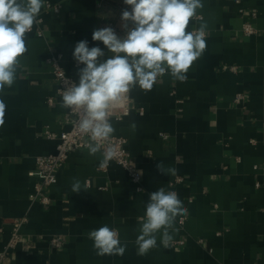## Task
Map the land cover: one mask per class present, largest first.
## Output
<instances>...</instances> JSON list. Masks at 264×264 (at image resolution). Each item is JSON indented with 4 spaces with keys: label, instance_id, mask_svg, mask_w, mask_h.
I'll return each instance as SVG.
<instances>
[{
    "label": "crops",
    "instance_id": "obj_1",
    "mask_svg": "<svg viewBox=\"0 0 264 264\" xmlns=\"http://www.w3.org/2000/svg\"><path fill=\"white\" fill-rule=\"evenodd\" d=\"M52 1H61V11L42 7L44 35L26 34L28 51L17 78L0 92L6 105L0 126V249L13 219L29 217L22 227L29 249L19 245L9 264H264V0H201L202 17H194L187 30L205 23L207 47L187 80L165 74L151 91L133 88L130 113L112 116L113 134L127 138L143 190H136L123 166L111 160L102 166V155L85 148L70 153L58 181L46 187L51 202L42 204L31 203L37 178L29 172L37 155L56 150L58 140L47 130L59 134L70 128L47 57L51 50L62 51V65L79 81L84 65L73 58L76 44L87 40L89 48L107 53L102 42L92 40L98 0ZM241 7L257 11L255 34H243ZM103 12L116 16L112 5ZM238 92L246 95L243 104L234 101ZM160 162L175 174L161 173ZM176 176L183 177L177 193L185 220L181 224V215L176 217L167 245L158 233L157 246L138 255L149 194L161 187L168 191ZM77 180L86 190L72 191ZM104 225L126 244L123 256L94 251L88 234ZM54 234L64 235L61 248L51 244Z\"/></svg>",
    "mask_w": 264,
    "mask_h": 264
},
{
    "label": "clouds",
    "instance_id": "obj_2",
    "mask_svg": "<svg viewBox=\"0 0 264 264\" xmlns=\"http://www.w3.org/2000/svg\"><path fill=\"white\" fill-rule=\"evenodd\" d=\"M44 3L45 0H0V92L11 88L17 78L20 58L28 51L26 34L37 22ZM124 4L131 9L126 8L121 14L126 34L118 36L110 26L94 30L92 40L102 42L107 53L99 46L89 48L87 40L79 41L73 52L74 60L84 65L78 72L79 82L65 80L66 88L58 90L62 97L60 107L78 115L76 128L89 137V154L102 155V166L116 154L105 142L115 131L111 118L125 106L131 90L139 87L151 91L165 74L186 81L190 67L207 47L205 23L187 30L197 10L203 8L201 0H124ZM5 109L0 100V126ZM131 127L135 130L136 125ZM157 168L163 174L176 172L174 168L165 169L162 162ZM81 189L86 190V185L82 188L75 181L72 191ZM184 212L175 191L161 187L151 192L136 239L138 255H146L157 246L158 233L167 245L172 239L169 229ZM88 238L98 256H123L126 251L118 231L107 225L90 231Z\"/></svg>",
    "mask_w": 264,
    "mask_h": 264
},
{
    "label": "built area",
    "instance_id": "obj_3",
    "mask_svg": "<svg viewBox=\"0 0 264 264\" xmlns=\"http://www.w3.org/2000/svg\"><path fill=\"white\" fill-rule=\"evenodd\" d=\"M109 5L115 7L116 16L114 18L107 17L103 12V8ZM97 6L99 8V21L97 29H102L104 27L110 26L115 30L118 36L123 37L126 33L122 28L121 14L122 11L126 8L130 11V6L125 5L124 0L115 2L111 0H98ZM61 9V1L46 0L44 3V11L59 12L61 11ZM240 11H243V13L245 14V20L242 26L243 34L252 35L258 32V28L253 23V20L257 17V11L245 10L244 7H241ZM196 17L199 18L202 17V15H197ZM43 21L44 16L39 14V16L37 17V22L34 23L31 31H35L40 36L44 35V30L42 28ZM62 58L63 52L60 50H51L49 56L47 57V61L51 66L52 72L57 82V92L58 90H64L66 88L64 82L65 80L75 83L79 82L73 75L69 74L66 71V69L62 65ZM76 64L80 65L78 63ZM229 68L232 70H236L237 66L230 65ZM245 99L246 95L243 92H238L234 97V101L236 102V104H243ZM51 100L52 99L50 98L49 101ZM124 105V107L117 110L113 114V116L117 119H121L124 115L130 113L132 109V98L130 93L128 94V99L124 102ZM77 119L78 115L68 110L66 121L70 123V128L61 131V133L59 134L47 130V135L50 138L57 139L58 142L56 144V150L54 152L36 156V167L29 172L31 176H35L37 178L34 190L30 194L31 203L38 201L42 204H49L51 202V197L46 192V187L58 181V170L66 162L70 153L87 148L86 144L89 142V137L79 133L78 129L76 128ZM105 144L106 146L111 145L115 150L116 154L111 159V161H115L128 171L132 181L135 184L136 190H143L144 186L142 184V173L133 157L131 150L127 145V138L124 136L112 134L111 139L105 142ZM182 181V176H176L174 179H171L169 182L170 188L168 191H175L177 193V185ZM257 184H259V181H257ZM143 217L144 216H142L141 219ZM28 218V214L25 213L24 215L15 217L13 219L11 235L0 249V264H9L12 259L13 251L19 245H22L23 249L25 250L29 249L30 241L24 240L22 233V227L28 221ZM184 220V215H181L178 218V221L181 224L184 222ZM50 242L54 247L61 248L65 244L64 235L54 234L51 237ZM179 242L183 243V240H180Z\"/></svg>",
    "mask_w": 264,
    "mask_h": 264
}]
</instances>
